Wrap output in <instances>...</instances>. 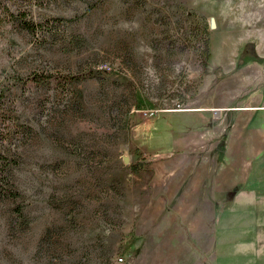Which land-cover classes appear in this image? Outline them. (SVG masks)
<instances>
[{
	"label": "rangeland",
	"instance_id": "374dc122",
	"mask_svg": "<svg viewBox=\"0 0 264 264\" xmlns=\"http://www.w3.org/2000/svg\"><path fill=\"white\" fill-rule=\"evenodd\" d=\"M262 92L264 0H0V264H264V205L178 193Z\"/></svg>",
	"mask_w": 264,
	"mask_h": 264
},
{
	"label": "crops",
	"instance_id": "0c3cea01",
	"mask_svg": "<svg viewBox=\"0 0 264 264\" xmlns=\"http://www.w3.org/2000/svg\"><path fill=\"white\" fill-rule=\"evenodd\" d=\"M255 98L231 107L214 108L213 111L226 110L232 116L230 124L225 125L224 119L216 124L223 126L213 125L212 108L193 109L204 113L207 121L204 124L196 120L190 129H197L195 136L200 140L212 142L217 154L208 158L206 164H197L190 181L187 170L178 187L179 196L194 201L193 207L203 196L202 183L211 208L243 205L240 201L244 193L250 198L246 206L264 205V92Z\"/></svg>",
	"mask_w": 264,
	"mask_h": 264
},
{
	"label": "trees",
	"instance_id": "16d2710c",
	"mask_svg": "<svg viewBox=\"0 0 264 264\" xmlns=\"http://www.w3.org/2000/svg\"><path fill=\"white\" fill-rule=\"evenodd\" d=\"M23 26L24 28H26L28 31H31V32H34L36 30V24L35 22L33 23L32 21L24 20ZM179 111H182V110H179ZM11 176L12 174H11L10 164L7 165V164L0 163V192H3V190L5 189L4 186L13 185Z\"/></svg>",
	"mask_w": 264,
	"mask_h": 264
}]
</instances>
